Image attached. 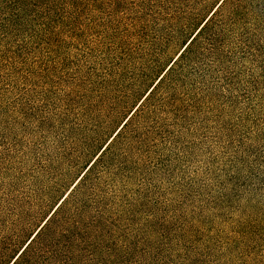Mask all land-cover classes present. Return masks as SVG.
<instances>
[{
  "label": "rangeland",
  "instance_id": "rangeland-1",
  "mask_svg": "<svg viewBox=\"0 0 264 264\" xmlns=\"http://www.w3.org/2000/svg\"><path fill=\"white\" fill-rule=\"evenodd\" d=\"M217 2L89 0L3 79L2 262L46 218ZM209 100L204 119L181 133L174 159L158 179H144L140 193L155 198V221L167 218L174 239L192 235L193 248L203 251L197 257L204 258L205 228L220 241L228 235L238 242L222 258L231 253L237 261L252 251L247 258L264 262V179L253 176L264 178V111L253 123L237 107L221 116ZM234 122L242 126L232 130Z\"/></svg>",
  "mask_w": 264,
  "mask_h": 264
},
{
  "label": "trees",
  "instance_id": "trees-1",
  "mask_svg": "<svg viewBox=\"0 0 264 264\" xmlns=\"http://www.w3.org/2000/svg\"><path fill=\"white\" fill-rule=\"evenodd\" d=\"M88 1L0 0V96L7 92L3 79ZM255 69L260 73L254 77ZM261 80L264 0H218L46 218L0 264H264L247 258L252 251L237 261L231 253L222 258L238 242L228 235L220 241L205 228L204 258L197 257L203 251L193 248L192 235L174 239L167 218L155 221V198L140 193L142 181L158 179L174 159L181 133L204 119V99L214 101L221 116L237 107L246 120L259 121ZM181 241L183 252L177 253Z\"/></svg>",
  "mask_w": 264,
  "mask_h": 264
}]
</instances>
